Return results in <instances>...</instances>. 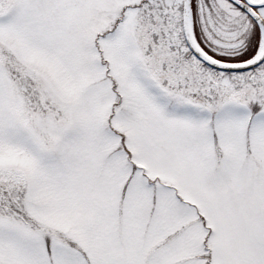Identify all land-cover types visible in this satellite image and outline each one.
<instances>
[{"label":"snow or ice","instance_id":"obj_1","mask_svg":"<svg viewBox=\"0 0 264 264\" xmlns=\"http://www.w3.org/2000/svg\"><path fill=\"white\" fill-rule=\"evenodd\" d=\"M0 264H264V0H0Z\"/></svg>","mask_w":264,"mask_h":264}]
</instances>
